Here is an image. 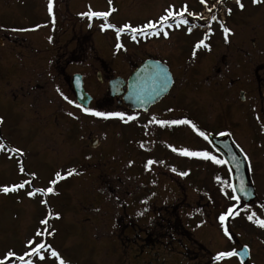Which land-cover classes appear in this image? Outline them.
Masks as SVG:
<instances>
[{"label": "rangeland", "instance_id": "rangeland-1", "mask_svg": "<svg viewBox=\"0 0 264 264\" xmlns=\"http://www.w3.org/2000/svg\"><path fill=\"white\" fill-rule=\"evenodd\" d=\"M52 2L50 14L49 0H0V142L3 143L0 187L24 183L23 188L15 191H0V259L11 250L16 255L5 264H26L29 260L32 264H59L51 255L55 250L65 264H192L196 258L199 264H208L217 253L230 251L236 241H241L250 247L251 261L264 264V228L250 238L254 229L244 224V232L249 237L245 240L242 229L233 231L229 238L217 226L224 227L226 221L222 225L215 219L234 203L225 190L226 178H150L164 165L160 163L151 172L148 164L142 124L148 123L149 115L118 108L108 94L106 82L101 84L96 78L97 71L103 78L128 76L142 56L148 53L157 56V48L163 42L132 41L131 29L150 30L144 26L149 21L157 22L170 6L174 13L185 6L193 8L189 9L193 13L196 8L204 7L201 0ZM216 2L211 0L209 7L214 9ZM240 3L243 8L236 0H230L227 6L232 11L231 20L226 18L225 24L250 19L246 24L250 36L259 32L264 37V15L260 14L264 12V0L256 3L240 0ZM89 10L109 12V15L106 19L80 15ZM105 23L115 28L102 30ZM125 24L131 27L117 38L116 29ZM213 28L218 29L215 25ZM217 33L218 39L220 31ZM197 36V33L184 35L183 29L175 32L168 41L175 55L169 52L170 59L165 61L171 64L172 57L186 61L189 47ZM259 46L264 47V42H257ZM179 49L184 53L176 55ZM194 58L195 62L201 59ZM194 61L189 59L184 64L180 62L181 66H174L175 84L169 94L180 92L183 89L180 83L184 81L187 94L192 96V101L188 97L189 104L198 101V110H194L201 118L217 120L224 108L227 114L234 113L237 118L239 109L233 106L234 102L228 105L226 99H231L237 83L242 87L250 83L249 88H254L262 72L253 66L257 62L263 64L264 55L250 59L248 77L233 68L228 77L226 72L213 70L209 78L216 72L217 79L225 81V87L218 86L215 91L210 89L214 86H209V92L206 88L192 87L185 79L190 74L195 79H203L195 70ZM74 72L83 74L84 88L92 96L88 109L119 112L124 117L104 118L86 111V118L80 116L81 108L75 104L70 83ZM208 95L214 97H205ZM259 109L260 104L257 102L255 108L250 99L248 110L255 121L254 111ZM128 116L133 117L132 121ZM120 119L123 124H117ZM252 121L250 138L258 130V123ZM84 130V134L104 133L106 140H101L99 148L90 150L78 138ZM257 142L260 145L251 146L248 152L253 158L251 174L261 178L264 177V146ZM216 171L224 173L220 166ZM53 180L55 184L50 183ZM50 187L53 191L47 192ZM35 189L44 191L29 196L28 192ZM143 204L151 208L146 210ZM152 206L171 208L168 219L160 220L163 227L149 219L157 212ZM177 213L180 220L174 219ZM181 216L187 219L184 221ZM204 218L205 225L196 227ZM231 223H228L230 229L236 226L234 221ZM29 240L33 244L29 245ZM36 243L45 245L41 249L43 260L39 255L25 256L23 261L18 258L30 252ZM196 244L206 253L200 252L202 248ZM225 260L228 264H237L234 258Z\"/></svg>", "mask_w": 264, "mask_h": 264}, {"label": "flooded vegetation", "instance_id": "flooded-vegetation-1", "mask_svg": "<svg viewBox=\"0 0 264 264\" xmlns=\"http://www.w3.org/2000/svg\"><path fill=\"white\" fill-rule=\"evenodd\" d=\"M260 14L262 17L264 15V12ZM182 18L184 20H187L188 16H182ZM249 20L250 19L239 23V25L235 26V29L231 30L229 34L223 35L221 33L218 39L216 35L208 33V38L205 40V43L208 44V52H205L203 54L202 52H199L198 54L200 55H198V57H201V59L197 60V62L193 64L195 70L197 71L199 76H203V79H195L193 77L195 75L192 76L190 74L189 80L186 81L192 87H199L200 89L206 88L207 92H209L208 88H210L211 86L214 87H211L210 89L215 91L218 86L225 87V81L223 79L218 80L216 72L215 74H213L212 78H209L210 75H212L211 73H213V70L221 73L226 72V76L228 77L229 74H232L230 70L233 68V70L236 71L237 69V72H245V75L247 77L249 76V66L252 65L250 59H252L254 55H257L258 58H260L261 54L264 55V47H260V45L259 48H257V42H264V37H262L259 32H257L256 34L252 33L253 36H250V32L246 27V24H248ZM229 26L232 28V23H230ZM158 28L161 29L160 34L149 40L163 42L162 44H159L160 46H158L159 48H157L159 49L157 50L158 52H156L158 57L154 56L156 55L155 53H148L147 55L142 56L141 59L136 64H134L133 68H135L144 59L151 57L160 59L161 61L165 62L174 75V66H181L182 63L180 62L182 61H177L175 57H172L171 59H173V61L171 62V64H169L165 61V59H170L169 52L172 55L174 54V52L172 53V51H170L168 41H171L173 34L181 30V28L172 33L168 29H165L164 26ZM164 31H167V37L163 35ZM254 35L257 36L258 41L256 40V37ZM203 37L197 36V38L192 41L189 50ZM0 44H2L1 39ZM183 53L184 51L179 49L176 55H180ZM203 55L205 56L202 57ZM249 55H251V57ZM261 63L262 62H257L253 66L255 67L256 71L262 72L258 76L257 82L254 83V88H249L250 83L246 84L245 87L238 86L241 83H237L236 81L237 86L235 85L233 94L229 97L231 99H226L228 105L234 102L233 106L239 109V114L236 116L237 118L234 117V113L233 111H231V108L233 107H229L227 106V104L225 106L230 108V111L233 113H228L227 118H223L221 116L217 120H211L209 117L201 118V114L198 112V115L194 110V108L198 110V101L192 105L189 104V99L192 101V96L190 94H187V89L185 88V83L183 80V82L180 83L183 85V89H181L180 92L170 95L169 91L167 95H165L160 101L152 105L146 112L140 111L143 114L149 115L148 123H143L142 127L145 128L143 134L145 145H147L146 148L148 149L146 157L148 158V161H153V163L149 165V167H151V172L153 171V168L155 166H158L160 163L164 165L163 169H156L155 174L151 175L152 178H230L229 173H225V169L227 171V168L224 163L217 164L211 159H206L202 156H185L180 154V149H188L190 151L196 152L206 151L211 156H215L217 159L223 160L221 154L217 152L209 143L207 137L208 133H213V135L215 136L221 135L223 133H228L235 144L238 145L240 149L245 153L247 160L250 161V154L247 150H249L251 146L260 145L256 144L255 141H260L262 146H264V63ZM225 68L227 69L225 70ZM122 76L126 77L125 75ZM110 77L111 76L106 77V80H108ZM241 92L244 95L243 99L240 98ZM205 97L209 98L214 96L208 95ZM120 99V97H116L115 101L118 106L123 107V105H120L119 103ZM250 99L253 100L255 105H257V102L260 104L259 111H254V116L256 117V119L259 118V121L257 120L258 130L252 133V138H250V130L252 129V127H250V123L252 118L251 116H249L250 112L248 111V103ZM135 112L139 113L138 111ZM220 115H222V113ZM185 119H187L191 123L161 125L156 122L158 120L169 121ZM254 122L256 123V121ZM193 125H195V128L193 127ZM200 132H204L205 136H201L199 134ZM96 137L99 138L100 142L101 140H106V136L104 137V133L97 134L87 132L85 133V135H81V139L84 140L85 144L91 138ZM251 139L252 141H250ZM99 146L100 143L95 149L99 148ZM173 149L177 150L174 151ZM218 166H221L224 170L223 174H219L216 171V168H218ZM180 173L187 174L181 175ZM249 181L253 184L257 197L252 203L248 205H245L243 203L240 204L238 201L236 205H233L232 214L234 215L233 220L236 223V227L231 228V233L237 230L241 231V229H243L242 224L248 223L250 221L247 219V216L253 212L256 214L254 220L256 218L264 219V211L260 207L261 201L264 200V177L261 176V178H249ZM253 224L257 226L256 223L253 222ZM242 235L244 236V238L246 237L244 232L242 233ZM243 244L244 243L241 241H236L231 250ZM228 258H234L237 264H239L236 256ZM225 259L227 258H222L219 260L215 259L211 263L228 264Z\"/></svg>", "mask_w": 264, "mask_h": 264}, {"label": "water", "instance_id": "water-1", "mask_svg": "<svg viewBox=\"0 0 264 264\" xmlns=\"http://www.w3.org/2000/svg\"><path fill=\"white\" fill-rule=\"evenodd\" d=\"M171 83V75L163 64L154 60H146L130 75L127 82L117 77L109 81L108 85L111 90V95H120L123 92L122 87L126 85V91L123 94V102L130 109L146 110L167 92ZM72 86L77 101L87 106L91 98L83 89L80 74L73 75ZM211 142L215 147L219 148L225 156L232 173L234 188L238 196L245 202L252 201L255 198V194L251 185L246 181V167L241 158V152L224 138H211ZM96 144L97 141H94L90 146H95ZM242 187L244 191H241ZM262 207L264 208V202L262 203ZM241 249H238L237 252L239 253ZM237 256L240 262L245 264L249 257L248 248L246 254H238Z\"/></svg>", "mask_w": 264, "mask_h": 264}, {"label": "snow or ice", "instance_id": "snow-or-ice-1", "mask_svg": "<svg viewBox=\"0 0 264 264\" xmlns=\"http://www.w3.org/2000/svg\"><path fill=\"white\" fill-rule=\"evenodd\" d=\"M201 2L203 3V0H201ZM236 2H237L238 6L240 8H243V4L240 3V0H236ZM256 2H257V0H253V3H256ZM109 4H111V0H109ZM170 8H171V6H170ZM52 9H53V2H52V0H49V3H48V11H49L50 14L52 13ZM185 10H186V6H185L184 9L181 10L180 13H174L173 11L166 9L165 10L166 15L161 16L160 19H159V21H157L155 23L152 22V21H149L144 27L145 28H152L153 30H155V33L156 34H160V31L161 30L160 29H157V27H156L157 23H159L161 25H164V24L167 23V21H168L169 18L176 19L177 16L181 17L179 20H176V26L179 27V25L181 23H185V24L188 23L187 20H184L182 18V13ZM210 11H211V9H210ZM228 12L230 14L231 9H228ZM80 15H82V16L87 15L89 17V19H91L92 17H104L106 19L107 16L109 15V12H95V11L89 10V12H87V13H81ZM189 15L191 16L193 14L192 13H189ZM216 19H217V17L215 15H212L211 16V20L215 21ZM171 26H172L171 24H167V27H171ZM101 27H102V30L105 27L115 28L114 25H109L107 23H105ZM130 27H131L130 25L125 24L122 27L117 28L116 29L117 38H119V34L122 31H124L125 29H129ZM221 27L223 28V31H224L225 34H227L230 31V29H228V28H226V27L223 26V23H221ZM191 30H192L191 28L188 29L189 32H191ZM210 30L211 29H209V31ZM131 31L135 33V32H139L140 29L139 28H134V29H131ZM163 35L165 37H167V35H168L167 31H164L163 32ZM207 38H208V33H205L204 34V37L202 39H200L196 43L195 48L198 49L201 46L207 48L208 45L205 44V40ZM133 39H135V36H133ZM119 47H121V45L118 43L117 44V48H119ZM193 55H195V52L193 53ZM65 99H67V97H65ZM84 111L91 112L92 115H95V116H98V117H104V118L111 117V116H119L121 118L124 117V114L123 113H119V112H107L106 113V112H100V111H92L91 109H87V108H85ZM69 115H71V113H69ZM128 119L131 120V119H133V117L132 116H129ZM156 122L159 123V124H161V125H164V124L171 125V124H181V123H183V124H189V123H191L187 119H185V120H169V121L158 120ZM193 127L195 128V125H193ZM199 134L201 136H205V133L204 132H200ZM2 147H3V143L0 142V148H2ZM173 150L176 151L177 149H173ZM16 151H19V150L17 149ZM179 151H180V154L185 155V156H202V157H204L206 159H211L212 161H214L217 164H223V163H225V161L220 160V159H217L215 156H211L206 151H204V152H196V151H190L188 149H180ZM245 159H247V157H245ZM152 163H153V161H151V160L148 161V164L149 165L152 164ZM173 170H175V169H173ZM69 174H71V172H69ZM180 174L181 175H186L187 173H180ZM56 176L57 177H60V173H56ZM217 179H219V177H217ZM25 183H27V181ZM50 183L55 184L56 181L53 180ZM23 187H24V183H21L19 185H13V186H11V188L8 187V186L0 187V191H3L5 193H7L9 191H15L17 188H23ZM40 191H44V190H42V189H35L34 192L33 191L28 192V195L29 196H33L35 194V192H40ZM46 191L47 192H52L53 189L50 187ZM241 191H244L243 187L241 188ZM233 199H237V197H233ZM232 211H233V209L230 207V208H228V210H227L226 213H221V215L219 216V220H220V222H221L222 225H223V222L225 221L226 216L229 215V214H231ZM57 216H58V214H57ZM255 216H256V214L253 212V213H251L250 215L247 216V219L250 220V221H253L254 223H256L260 227H264V219L256 218L254 220V217ZM41 223H46V221H42ZM224 232H225V235L226 236H229V232H228V229L226 227L224 228ZM50 234L51 233H49V235ZM37 235L39 236V235H41V233L40 232H37ZM229 238H231V237L229 236ZM28 244L29 245L33 244V241L32 240H29L28 241ZM44 247H45V245L43 243H36L35 246L31 248V251L30 252L26 251L23 255L19 256L18 258L23 261L24 258H25V256H29V255H31V256H38L39 255L40 259L43 260L44 259V256L41 255V249L44 248ZM246 253H247V245H244L243 248L241 249V251L239 253L237 252L236 249H232L230 251H221V252L217 253L215 259L219 260V259H222V258H228V257H232V256H235V255H238V254L239 255H243V254H246ZM15 255L16 254L14 252H12L11 250H9L8 253L5 255V257L3 259H0V264H5V261H8L9 258H11V257H13ZM51 255L53 257H56L59 260V264H65V261L59 258V254L55 250H52L51 251ZM26 264H32V261L29 260V261L26 262Z\"/></svg>", "mask_w": 264, "mask_h": 264}]
</instances>
